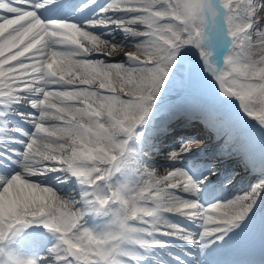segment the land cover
<instances>
[{"label": "snow or ice", "instance_id": "6c2138e0", "mask_svg": "<svg viewBox=\"0 0 264 264\" xmlns=\"http://www.w3.org/2000/svg\"><path fill=\"white\" fill-rule=\"evenodd\" d=\"M174 88L187 103L155 123ZM192 124L249 192L189 165L191 136L156 176ZM262 199L264 0H0V264H264V217L259 260L220 259Z\"/></svg>", "mask_w": 264, "mask_h": 264}, {"label": "bare ground", "instance_id": "6f19581e", "mask_svg": "<svg viewBox=\"0 0 264 264\" xmlns=\"http://www.w3.org/2000/svg\"><path fill=\"white\" fill-rule=\"evenodd\" d=\"M106 2L107 0H101L98 3V5L105 4ZM117 35H119V33ZM116 42L119 43L120 41L117 40ZM85 46L90 47V45H88L87 43H85ZM130 48L132 51H130ZM108 50H109L108 48H103V47L101 48V52H107ZM134 51H135L134 47L131 46H129L124 50H118L116 53L113 54V59L121 58L125 52H134ZM187 101H188L187 93L183 89L174 88L170 90L164 99V104L161 106V111L155 123L159 124L160 122L167 120V118L169 117L172 111H180L182 107L187 103ZM24 107L27 108L28 106L25 105ZM17 117L18 116L14 117V119L17 120ZM241 118L244 120L247 119V117H243L242 114H241ZM17 121H21V120H17ZM181 123H183V121H181ZM248 123L254 125V122H252L249 118H248ZM27 127L29 126L27 125ZM254 128L255 129H253V131H254L256 147H257L259 146L260 133L258 127L254 126ZM9 131H12V129H9ZM12 134L18 135L14 132ZM176 136L179 138L180 136H184L186 138L191 136L194 137L195 140L197 141L196 143L190 145V147L193 149V151L196 154L192 156L191 159L188 161L189 165L196 164L202 169L208 166L214 167L216 171L219 173L217 184H221L223 183V181L230 179L232 177V184L225 192L227 196H231L234 193H247L250 191L251 186L256 184L257 181L259 180V177L257 175L250 174L249 172L244 170L241 167L240 163L235 158H229L226 155L222 154L220 147L221 142L214 136V134L205 130L198 124H192L187 128V130L179 131L176 133V135L171 136L166 140H163L159 144L161 154L151 155L148 157L149 160L156 162V167L154 171L157 177L162 178L164 176H167L168 171L170 170L166 166L173 162H171L168 159V149L172 145L176 144L175 141V139H177ZM203 138H207L208 140L206 146H203L205 145V142L202 141L204 140ZM175 163L179 164L180 162H175ZM236 169H238L237 172H241V173H236L235 172ZM235 174H237V176L239 175L236 179L234 178ZM262 205H264V199L257 202L254 211H258L259 207H261ZM178 220L180 221V223H186V222H182L180 219ZM190 226L191 225H189V227ZM161 238L168 239L167 237H161ZM175 243H181V242L176 241ZM259 249L261 250V247H259ZM172 251L180 254L178 252V249H175L174 247L172 248ZM181 256L184 257L185 259H189V257H185L183 255ZM165 259H169V257L165 256ZM248 259L253 260L251 259V257H248Z\"/></svg>", "mask_w": 264, "mask_h": 264}, {"label": "rangeland", "instance_id": "374dc122", "mask_svg": "<svg viewBox=\"0 0 264 264\" xmlns=\"http://www.w3.org/2000/svg\"><path fill=\"white\" fill-rule=\"evenodd\" d=\"M130 50H131V48H130ZM175 218H181L183 221H185L186 222V220H185V218H182V217H175Z\"/></svg>", "mask_w": 264, "mask_h": 264}]
</instances>
